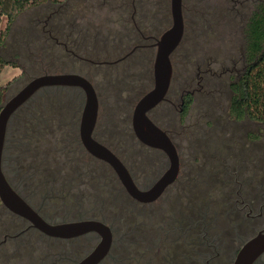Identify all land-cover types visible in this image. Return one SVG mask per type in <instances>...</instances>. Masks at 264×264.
Returning a JSON list of instances; mask_svg holds the SVG:
<instances>
[{"label":"flooded vegetation","instance_id":"af4514ba","mask_svg":"<svg viewBox=\"0 0 264 264\" xmlns=\"http://www.w3.org/2000/svg\"><path fill=\"white\" fill-rule=\"evenodd\" d=\"M212 1L182 0L184 22L182 40L186 35L185 16L192 18L195 14L197 19L209 22L213 9ZM227 2L229 39L234 42L233 35L238 21L240 28L238 37L239 40L244 41L243 50L240 52L244 66L229 84L231 96L228 113L238 120L241 118L231 112L233 96L231 87L247 64L246 0H227ZM120 6L129 7L128 9L133 12L137 8L143 11L149 9L150 0H121ZM203 15L206 16L205 19ZM131 19L133 34L130 39L132 38L134 45L115 61L106 60L102 63L113 64L138 50L153 48L155 51L154 43L159 36L146 35L139 27L141 21L134 17ZM147 41L152 42L147 43ZM146 55H150V52H147L145 57ZM87 79L91 82L89 78ZM171 87L172 78L164 100L152 108L148 116L167 133L176 152L178 168L174 180L151 201H140L129 195L112 166L85 149L80 139L79 124L76 127L77 133L72 135V139L66 138L70 147L76 145L74 148L67 147L68 151H77L83 159L93 161L95 164L93 166L62 164L63 167H58L56 173L59 180L54 177L52 181L56 180L55 184L61 183L63 188L58 187L54 190L50 186L53 183L52 173L49 168H44L45 164L33 165L36 158L32 159L31 164L15 166L10 169L11 172L6 167V146L12 128L14 133L18 130L19 138L23 136L18 125L20 120L24 119L26 123L29 120H38L32 116L28 117L30 113L26 107L30 99L41 90L57 88L80 92L84 102V94L80 88L52 86L40 89L14 112L8 122L2 154V171L10 185L48 223L95 221L106 226L110 233V245L104 256L95 264H232L243 243L257 232L264 231V192L259 190L263 185L262 179L254 181L253 176L256 174L254 171L244 174L243 169L246 166L243 162L246 158L243 156L246 151L241 146V140L234 141L233 153L227 150V153L222 154L229 149L219 147L225 145L224 140L213 137L211 132H194L188 133V136H191L190 148H185L182 142L179 143L174 138V135L180 138L181 131L173 134L172 130L161 126L153 118L154 111L161 105L175 107L172 97L169 96ZM193 95V89H183L180 92L179 115L186 112L193 101ZM65 104L66 108L70 109V105L66 102ZM53 107L55 103L52 104L51 108ZM101 125L98 100V114L92 130V138L119 158L139 190L151 189L170 167L167 154L162 149L141 143L133 133L130 119V125L125 128L129 129L133 140L143 148V163L139 164L138 159L133 156L125 160L122 155L125 150L123 141L114 138L112 131L108 132L111 127L105 130ZM106 139H111L112 142ZM259 139L260 136L257 134L254 140L257 142ZM18 142L22 146L23 143L19 140ZM258 152L256 148L254 155L259 156ZM231 156H233V165L229 163ZM23 158L25 163L28 162L24 156H20L22 161ZM58 158L63 162L64 159ZM24 180L26 184L28 180V184H31L30 194L44 193L42 203H46L49 197L61 199L65 207L64 215L49 217L44 214L22 191L21 182ZM253 184L254 186L250 188ZM215 188L216 195L211 193ZM0 207L4 211V216L0 217V264H19L14 258H18L23 249L25 251L30 249L29 264H78L90 256L102 240L101 234L95 230L66 238L49 236L31 226L27 219L11 212L1 202ZM12 226H18V229L12 231ZM34 243L35 249H31ZM252 264H264V253Z\"/></svg>","mask_w":264,"mask_h":264},{"label":"rangeland","instance_id":"374dc122","mask_svg":"<svg viewBox=\"0 0 264 264\" xmlns=\"http://www.w3.org/2000/svg\"><path fill=\"white\" fill-rule=\"evenodd\" d=\"M109 1L41 0L38 5L18 14L0 45V58L8 63L0 71V88L3 89L0 108L36 75L56 72L80 73L91 80L97 92L99 124H102L105 130L111 127L108 132L112 131L114 138L123 141L125 150L122 155L125 160L133 156L142 164L144 150L133 140L129 129L125 127L130 125L135 103L153 85L154 49L135 51L113 64L102 62L104 59L115 61L134 45L132 38L130 39L133 34L132 17L141 21L139 27L146 35L158 37L168 29L171 25L170 0H150L149 9L142 11L137 8L135 12L128 9L129 7H121V0ZM256 2L257 0H246L247 20L255 9ZM211 6L213 9L209 22L197 19L195 14L192 18L185 16L186 35L170 57L172 87L169 96L172 97L175 107L161 105L152 116L161 126L172 130L173 134L181 131V137L174 135V138L177 142H182L185 148H190L191 136H188V133L194 132H211L213 137L224 140L225 145L219 147L229 149L222 154L227 153V150L233 153L234 141L240 139L241 146L246 151L243 156L246 158L243 162L246 166L243 169L244 174L254 171L256 174L253 180L262 179L263 185L259 190L264 192V125L247 117L235 120L228 113L231 96L229 84L244 66L240 54L244 41L238 37L239 22H236L233 35L235 40L232 42L229 39L227 0H213ZM205 17L203 15L204 19ZM5 27L6 17H2L0 29ZM74 39H78L80 44ZM150 42L152 41H147ZM68 49H73L77 56L69 53ZM147 52H150V55L145 57ZM233 69L236 71H232ZM183 89H193L194 95L186 112L179 115V96ZM47 102L49 107L37 101L27 104L26 109L30 113L46 109V114L43 115V122L39 121L38 124L26 123L24 119L19 121L22 138L26 140L22 146L18 142L21 141L18 138V130L14 133L12 128L6 146L5 164L10 171L15 166L31 164L32 159L36 158L33 165L45 164L44 168H49L52 173L53 182L58 167H63L62 164L93 166L95 163L83 159L77 151L69 152L67 148L70 146L66 138L70 140L72 135L77 133L83 98L79 107L72 99L65 101L70 105L66 116L56 113L57 108H51L54 103L52 100ZM45 105L47 108H43ZM257 134L260 139L256 142L254 138ZM256 148L259 150V156L254 155ZM20 156H24L28 162L25 163L24 158L22 161ZM58 157L64 159L63 162L59 161ZM229 163L234 164L233 156ZM56 179L59 180L58 177ZM55 182L50 185L54 190L64 187ZM21 184L25 195L44 214L49 217L64 215L65 207L61 199L49 197L46 203H42L44 193L30 194L31 184L27 186L25 180ZM253 186L254 184L250 188ZM211 193L216 195L217 189H213ZM247 195L250 196L249 193ZM2 215L4 216V211L0 207L1 218ZM11 228L14 231L18 226ZM31 249H35V243ZM29 250L23 249L20 256L14 259L19 264H29Z\"/></svg>","mask_w":264,"mask_h":264},{"label":"water","instance_id":"95a60500","mask_svg":"<svg viewBox=\"0 0 264 264\" xmlns=\"http://www.w3.org/2000/svg\"><path fill=\"white\" fill-rule=\"evenodd\" d=\"M171 25L155 40L152 61L151 89L135 103L131 114V126L135 137L143 144L162 149L170 160V167L149 190H139L133 183L125 166L107 147L91 136L98 114V97L92 83L79 73H43L28 80L0 108V202L11 212L27 219L31 226L53 237H72L88 230L102 236L101 242L86 259L78 264H95L104 256L110 245V233L106 226L95 221L62 222L51 224L42 219L10 185L2 171V154L7 125L14 112L40 89L52 86L78 87L83 91L84 102L79 122L80 139L85 149L93 156L106 161L117 173L124 188L140 201H151L161 194L177 173L176 152L167 133L148 116L149 111L164 100L172 78L170 56L182 40L184 22L182 0H170ZM264 253V231L248 238L237 252L232 264H252Z\"/></svg>","mask_w":264,"mask_h":264},{"label":"trees","instance_id":"16d2710c","mask_svg":"<svg viewBox=\"0 0 264 264\" xmlns=\"http://www.w3.org/2000/svg\"><path fill=\"white\" fill-rule=\"evenodd\" d=\"M40 1L41 0H0V20L2 17H6V27L3 30L0 29V45L2 44L4 37L10 29L11 24L15 21L17 15L30 7L38 5ZM74 40L76 43L80 44L78 39ZM68 51L69 53L77 56V53L73 49H68ZM81 58L89 61L84 57ZM246 58L247 64L244 70L231 87L233 91L230 106L231 112L238 118L247 117L264 125V0H257L255 9L250 13L247 20ZM106 60L107 59H104V61ZM6 64L8 63L0 58V71ZM2 90L3 89L0 88V98ZM82 98L81 93L76 90L65 91L57 88H51L41 90L39 93L34 95L30 101H37V103L42 102L47 104V107H49L47 101L52 100L58 110L56 113L61 116H66L68 113L66 110L68 108L65 106V101L72 99V102H75L79 107ZM47 107L45 105L43 108ZM16 114L17 113H15V115ZM45 114L46 109L45 111L35 110L32 117L38 118V120H29L28 123L32 124V122L37 123L39 121L43 122L42 118ZM19 138L23 143L22 145H24L26 140H24L22 136Z\"/></svg>","mask_w":264,"mask_h":264}]
</instances>
